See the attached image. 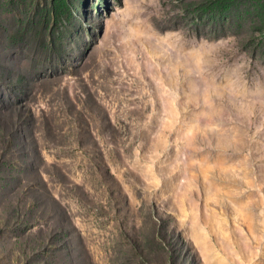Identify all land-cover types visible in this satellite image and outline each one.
<instances>
[{
    "label": "rangeland",
    "instance_id": "obj_1",
    "mask_svg": "<svg viewBox=\"0 0 264 264\" xmlns=\"http://www.w3.org/2000/svg\"><path fill=\"white\" fill-rule=\"evenodd\" d=\"M0 104V264H264V0H0Z\"/></svg>",
    "mask_w": 264,
    "mask_h": 264
},
{
    "label": "trees",
    "instance_id": "obj_2",
    "mask_svg": "<svg viewBox=\"0 0 264 264\" xmlns=\"http://www.w3.org/2000/svg\"><path fill=\"white\" fill-rule=\"evenodd\" d=\"M7 104V103H5ZM13 112H16V111H13ZM13 112L11 109H6V107H4L2 104H0V124L2 123V121H7V125H11L13 124ZM19 114V111H17ZM16 114V116H18Z\"/></svg>",
    "mask_w": 264,
    "mask_h": 264
}]
</instances>
